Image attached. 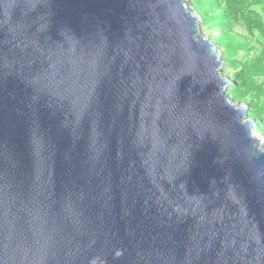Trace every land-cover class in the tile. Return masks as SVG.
I'll return each mask as SVG.
<instances>
[{"label": "water", "instance_id": "95a60500", "mask_svg": "<svg viewBox=\"0 0 264 264\" xmlns=\"http://www.w3.org/2000/svg\"><path fill=\"white\" fill-rule=\"evenodd\" d=\"M187 0H0V264H264V140Z\"/></svg>", "mask_w": 264, "mask_h": 264}, {"label": "trees", "instance_id": "16d2710c", "mask_svg": "<svg viewBox=\"0 0 264 264\" xmlns=\"http://www.w3.org/2000/svg\"><path fill=\"white\" fill-rule=\"evenodd\" d=\"M203 28L216 31L210 36L221 52L224 76L234 84L228 95L247 105L264 138V46L258 52L254 41L264 40V0H190ZM239 26L246 35L236 33ZM264 45V44H263ZM258 53L257 55H253Z\"/></svg>", "mask_w": 264, "mask_h": 264}, {"label": "rangeland", "instance_id": "374dc122", "mask_svg": "<svg viewBox=\"0 0 264 264\" xmlns=\"http://www.w3.org/2000/svg\"><path fill=\"white\" fill-rule=\"evenodd\" d=\"M188 1V3L190 4V6L192 7V5H191V3H190V0H187ZM192 9H193V7H192ZM194 10V9H193ZM195 11V10H194ZM261 12L264 14V11H262L261 10ZM235 31H236V33H238V34H241V35H246V33H244L243 32V29H241L239 26H237L236 28H235ZM203 32H204V34L206 35V36H208V37H210L211 35H213V33H216V31H211V30H208V29H206V28H203ZM264 44V40L263 39H261V38H259V41H257V40H255L254 41V45H255V47H256V49H257V51L258 52H260V51H262L263 50V45ZM258 53H254V54H252L251 56H253V55H257ZM227 80H229L230 82H231V85L232 84H234V82L233 81H231L229 78H226ZM242 106H244V107H247V105H242ZM257 133L260 135V137L262 138V134L260 133V131L257 129ZM263 139V138H262Z\"/></svg>", "mask_w": 264, "mask_h": 264}, {"label": "clouds", "instance_id": "9594fccd", "mask_svg": "<svg viewBox=\"0 0 264 264\" xmlns=\"http://www.w3.org/2000/svg\"><path fill=\"white\" fill-rule=\"evenodd\" d=\"M248 109V107H246ZM249 110V109H248ZM250 119V118H249ZM254 129L257 131V127H256V124H254ZM263 138V137H262ZM264 140V138H263Z\"/></svg>", "mask_w": 264, "mask_h": 264}]
</instances>
